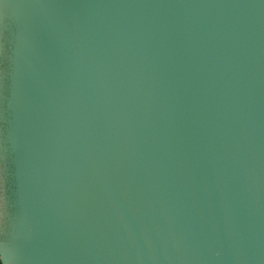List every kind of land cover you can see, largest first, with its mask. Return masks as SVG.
<instances>
[{
  "label": "water",
  "instance_id": "water-1",
  "mask_svg": "<svg viewBox=\"0 0 264 264\" xmlns=\"http://www.w3.org/2000/svg\"><path fill=\"white\" fill-rule=\"evenodd\" d=\"M2 264H264V0H0Z\"/></svg>",
  "mask_w": 264,
  "mask_h": 264
},
{
  "label": "snow or ice",
  "instance_id": "snow-or-ice-1",
  "mask_svg": "<svg viewBox=\"0 0 264 264\" xmlns=\"http://www.w3.org/2000/svg\"><path fill=\"white\" fill-rule=\"evenodd\" d=\"M6 67V64L4 62H0V71H3ZM3 99V86L0 85V102H2ZM0 125H2V118H0ZM0 241H2V238H0ZM0 264H2V259H0Z\"/></svg>",
  "mask_w": 264,
  "mask_h": 264
},
{
  "label": "flooded vegetation",
  "instance_id": "flooded-vegetation-1",
  "mask_svg": "<svg viewBox=\"0 0 264 264\" xmlns=\"http://www.w3.org/2000/svg\"><path fill=\"white\" fill-rule=\"evenodd\" d=\"M3 188H4L3 163L0 158V194H2Z\"/></svg>",
  "mask_w": 264,
  "mask_h": 264
}]
</instances>
